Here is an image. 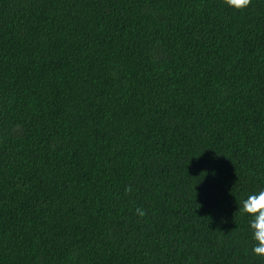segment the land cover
<instances>
[{
	"label": "trees",
	"instance_id": "16d2710c",
	"mask_svg": "<svg viewBox=\"0 0 264 264\" xmlns=\"http://www.w3.org/2000/svg\"><path fill=\"white\" fill-rule=\"evenodd\" d=\"M261 189L264 0H0V264H264Z\"/></svg>",
	"mask_w": 264,
	"mask_h": 264
},
{
	"label": "clouds",
	"instance_id": "9594fccd",
	"mask_svg": "<svg viewBox=\"0 0 264 264\" xmlns=\"http://www.w3.org/2000/svg\"><path fill=\"white\" fill-rule=\"evenodd\" d=\"M224 3L230 8L243 10L250 0H224ZM126 191H131V188H126ZM245 196L240 200L239 213L250 217V229L253 240L256 241L252 248L253 254L264 256V189ZM136 211L140 216L144 215L143 209L137 208Z\"/></svg>",
	"mask_w": 264,
	"mask_h": 264
}]
</instances>
